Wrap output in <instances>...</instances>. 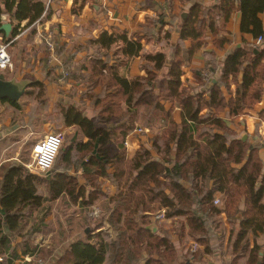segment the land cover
Segmentation results:
<instances>
[{
	"label": "trees",
	"instance_id": "trees-1",
	"mask_svg": "<svg viewBox=\"0 0 264 264\" xmlns=\"http://www.w3.org/2000/svg\"><path fill=\"white\" fill-rule=\"evenodd\" d=\"M0 3V27L4 13L18 23L28 20L25 29L46 13L44 5L35 0ZM235 12L240 13V32L262 42L244 41L222 64L208 60L214 79L207 82L202 77L204 71L195 70V86L185 87L182 68L186 57L192 59L206 47L211 35L217 38ZM165 16L160 15L157 23L147 19L144 30L130 37L104 32L90 43L94 54L89 52V59L68 76H59L72 79L85 91L79 106L63 110L65 126L75 127L78 138L61 148L50 171L54 173L47 182L50 201L46 209L51 210L60 196L64 211H86L101 201L107 204L104 217L94 227L90 225L82 238L74 239L70 227L73 215L67 221L64 218L63 229L56 236L57 244L62 243L61 253L54 254L48 264H212L206 256H217V252L214 264H264V245L259 243L264 238L261 146L241 140L230 127L264 98V0L194 5L169 54L159 51L144 56L145 74L127 79L122 70L129 59L143 56L145 44L160 42L169 24ZM167 37L165 33L164 39ZM213 43L218 50L230 44L225 36ZM208 55L215 58L214 52ZM37 86L43 89L40 83ZM176 105L180 107V124L173 118ZM35 111L38 113H32ZM139 124L149 131L142 136L151 133L154 124L161 127L150 139V146L142 145L129 159L125 142ZM81 167L84 185L77 175L69 174ZM35 179L22 164H14L0 182V200L6 209L0 215V257L5 264L9 256H17L20 247L24 254L33 253L30 236L40 229L33 213L43 209ZM106 181L117 189L113 197L104 190ZM217 197L222 199L221 207L214 204ZM159 211L165 212L163 220L172 222L171 231H164L159 222L155 223L159 230L152 229V218ZM29 219L32 223L25 231ZM223 220L231 227L225 247ZM46 226L44 234L55 231L53 222ZM105 227L115 231V238ZM170 232L180 241H174ZM186 237L201 248L193 251L191 244L180 256ZM18 239L12 247V240Z\"/></svg>",
	"mask_w": 264,
	"mask_h": 264
},
{
	"label": "crops",
	"instance_id": "crops-1",
	"mask_svg": "<svg viewBox=\"0 0 264 264\" xmlns=\"http://www.w3.org/2000/svg\"><path fill=\"white\" fill-rule=\"evenodd\" d=\"M4 0H0L3 2ZM20 1V0H18ZM41 2L46 13L41 20L37 21L32 28L25 29L28 20L18 23L12 20L8 14H2V24L12 23L13 31L9 38L4 33H0L4 39L10 42L9 53L12 57L13 66L10 70L3 72L7 81H14L16 83L30 84L27 88L26 94L21 100L16 103L19 108H16L15 103L7 99L0 100V182L4 180V176L10 166L14 164H22L29 173L35 176L33 183L37 187L38 194L41 196V208L33 213V219H37L40 229L33 232L30 236L31 243L34 246L30 247L31 254H24L22 247L17 249L16 257H8L6 264H43L47 263L55 255L61 253L62 243L57 244V233L63 229L64 217L68 213H76L79 208L74 210L64 211L62 204L63 198L60 196L54 202L51 210L47 211V205L50 201V195L47 187V182L51 180L52 172L41 174L36 170L27 168L31 162L24 161L22 158L21 146L22 142L25 145L30 143L28 150L31 154L32 143L43 138L48 133L55 131L67 132V135H72L71 139L78 138L75 127H66L63 117V110L69 108L71 102L75 106L81 103V93L85 91L80 85L76 84L72 79L59 78L60 75H69L77 70L82 61L86 58L89 59V52L91 49L90 43L100 38V36L107 32L109 35H121L127 33L130 37L131 34L142 32L143 26L147 23V19L154 20L155 23L161 18L160 15L164 13L166 23L162 34L160 35V42L158 44L144 45L142 52L143 56L132 57L126 68H123L122 74L127 78H136L143 76L144 70V56H152L156 52H163L162 49L169 54L171 47L176 46L180 35V19L182 15H188L189 10L196 4L208 5L216 0H35ZM0 6H3L0 3ZM8 16L6 19L5 17ZM264 20V16H263ZM224 21H219L218 26H223ZM17 29V30H16ZM17 31V32H16ZM34 31V32H32ZM165 33H168L167 39H164ZM51 34L53 41L58 46L61 58L57 56L55 59L48 57V49L46 47L44 38L46 35ZM222 36L230 42L223 50H218L213 41ZM79 37V40L74 43L78 47L74 49L71 39ZM211 38L206 47L202 48L196 53L192 59L186 57V64L182 68L183 77L182 81L185 87L195 86V78L193 71L206 70L208 60L210 62H221L232 54L235 49L243 46L244 41L249 44H254L256 41L250 35L242 34L240 32V13L235 12L229 22L221 29L218 36ZM167 42L166 45H163ZM144 44V42H143ZM163 45V46H162ZM166 46V47H165ZM190 43H186L189 47ZM165 47V48H164ZM162 50V51H161ZM41 51L43 53H41ZM186 52V51H185ZM214 52L215 58L210 59L209 53ZM17 53L19 56H16ZM44 53L46 55H44ZM57 53V52H56ZM22 56V57H21ZM63 56V57H62ZM19 59H33L32 63L25 65ZM40 83L42 88L37 86ZM235 89V86H232ZM40 90V91H39ZM100 90L97 89L96 93ZM73 93L75 95H73ZM70 102V104H68ZM67 104L68 106L64 105ZM85 105L88 103L85 100ZM38 107V108H37ZM167 108H171L167 105ZM37 110L38 113H32ZM173 118L177 124L181 123L180 107H174ZM158 125L157 129H153V133H149L145 138L144 136L130 135L127 137L129 142L128 158L132 159L136 151L142 146H150V139L156 131L160 130ZM230 127L237 132L240 137L243 135L248 136V140L261 146L260 154L264 160V98L261 103L257 104L252 111L247 112L233 123ZM65 128V129H64ZM57 133V132H55ZM74 136V137H73ZM149 139V140H148ZM72 141V140H71ZM84 143L88 140L84 138ZM32 142V143H31ZM31 156V155H30ZM82 167L75 172L74 169L69 171L71 176L76 177ZM104 189H107L110 197H113L117 189L112 186L108 181L104 184ZM1 197V196H0ZM39 207V208H40ZM95 207L91 209L94 212ZM45 209V210H44ZM28 208L23 210V215H26ZM96 212V210H95ZM6 213L0 200V215ZM25 226V231L30 227L32 219ZM48 222L54 223V232L44 234L43 230L47 229ZM229 224L223 220V228L227 229ZM66 228V226H65ZM6 233L9 229L5 228ZM24 231V230H23ZM230 235H226L224 243L228 242ZM177 242V241H176ZM19 243L18 240H12V247ZM259 243L264 245V238H260ZM59 245V246H57ZM30 246V245H29ZM184 246V247H183ZM182 243L180 252L187 253L189 245L186 246ZM253 246V240H252ZM218 256V252H217ZM215 256H206V259L215 263ZM0 264H5L0 257Z\"/></svg>",
	"mask_w": 264,
	"mask_h": 264
},
{
	"label": "built area",
	"instance_id": "built-area-1",
	"mask_svg": "<svg viewBox=\"0 0 264 264\" xmlns=\"http://www.w3.org/2000/svg\"><path fill=\"white\" fill-rule=\"evenodd\" d=\"M6 19L8 16L5 17ZM52 35L48 34L44 38L46 47L48 51L54 56L53 59H55L57 56L58 46L55 44V42L52 39ZM262 42V39L259 38L256 41V44H260ZM10 42L5 41L0 34V73H3L7 70H10L13 66L12 57L9 53V47ZM58 58V57H57ZM67 76V75H65ZM202 77L205 81L211 82L212 79H214V73L212 72L211 66H208L206 70H204ZM149 131L147 129H144L140 126H137L135 131L132 133V135L136 136H142L143 133H148ZM64 132H57V133H50L45 135L43 138L37 140L35 143H33L31 148V157L32 162L27 165L28 169L36 170L37 172L41 174L49 173L55 164V161L61 151V148L64 143ZM125 146L129 147V142L126 140ZM79 175H82V171L79 172ZM214 204L221 207L222 206V199L221 197H217L214 201ZM164 211H160L157 214H155L154 219L155 220H161L164 219ZM200 248L197 244H193V251H196Z\"/></svg>",
	"mask_w": 264,
	"mask_h": 264
},
{
	"label": "rangeland",
	"instance_id": "rangeland-1",
	"mask_svg": "<svg viewBox=\"0 0 264 264\" xmlns=\"http://www.w3.org/2000/svg\"><path fill=\"white\" fill-rule=\"evenodd\" d=\"M76 40L78 41L79 40V37H74L73 39H71V42H72V44H74L75 42H76ZM166 41H165V43L163 44V45H166ZM57 45V44H56ZM162 45V46H163ZM74 46V49H76L78 46L77 45H73ZM166 47V46H165ZM164 47V48H165ZM163 50V52L164 53H166L167 51H165V49H162ZM161 50V51H162ZM41 53H43L42 51H41ZM91 53L92 54H94L93 53V51H91ZM19 54H21V53H17L16 54V56H19ZM47 54H48V57L50 58V61H51V59L54 57L49 51L47 52ZM44 55H46L45 53H44ZM56 56H59V58H61V56H60V54H59V50L57 51V55ZM22 57V56H21ZM63 57V56H62ZM15 59H17V60H22V62H24L25 63V65H29L30 64V62L32 63L33 61V59H29V58H26V59H19V58H15ZM62 59V58H61ZM40 91V90H39ZM68 104H70V102L68 103ZM64 105L65 106H68L67 104H65L64 103ZM73 106H75V103L74 102H71V104H70V107H73ZM144 109H142L141 110V115L143 116V113H144ZM156 124V123H155ZM153 125V129L155 130V129H157L158 128V125ZM139 126H143V124L141 125V124H139ZM65 129V128H64ZM144 129H146V128H144ZM153 129H152V131L151 132H153ZM64 133H65V137H64V143H63V146H62V149H64L65 147H66V145L69 143V142H72L71 141V137H72V135L70 136V135H67V132L66 131H64V130H62ZM55 132H59V131H53V132H51V133H55ZM157 132V131H156ZM48 134H50V133H48ZM145 136L146 135H144V137H141V138H145ZM149 140V139H148ZM32 143V142H31ZM29 144L30 143H28V144H26L25 145V142H22L21 143V146L23 147V150H22V158H23V160L24 161H29V162H31L32 161V157L30 156L31 154H30V151L28 150V146H29ZM32 145H33V143H32ZM78 172V171H77ZM77 175V177L79 178V182H80V184H83L84 185V183H85V181H84V178H83V175H78V174H76ZM106 192L108 191L107 189H104ZM116 194H117V192H116ZM115 194V195H116ZM106 204H107V202L106 201H101L98 205H96V207L95 208H93L94 209V212H93V210L92 209H88V210H78V212H76V213H68L64 218H65V220L67 221V217H70V215L72 214L73 215V217L70 219V222H71V224H70V227L73 229V234H75V237H74V239H76V238H82V237H84V235H85V231L87 230V229H89L90 227V225H91V227H94V225H95V222L97 221V220H99V219H101L102 217H104L103 215H104V213H105V206H106ZM95 210H96V212H95ZM160 212V211H159ZM87 217V218H86ZM152 221H153V223H154V225L157 227V225L155 224V223H157V222H159V226L164 230V231H171L172 229H173V224H172V222L170 221V220H163V219H161L160 221H158V220H155L154 219V217L152 218ZM230 229H231V227L230 226H227V229H225L226 230V235L227 234H229V231H230ZM66 230L68 231L69 230V228L68 227H66ZM159 230V228L157 227V231ZM104 231H108L109 232V234H110V236L111 237H114L115 238V236H116V233H115V231H113L112 229H110L109 227H105L104 228ZM171 233V235H172V238H173V240L174 241H180V240H178V236L177 235H173L175 232H170ZM61 234V233H60ZM59 240H60V237H59ZM223 241H224V239H223ZM182 242L183 243H185V245L187 246V245H189V247H188V249L187 250H189L190 249V246H191V244H193L191 241H190V238L189 237H186L185 239H183L182 240ZM221 242V241H220ZM223 243V242H222ZM227 244H226V242L222 245V247H225ZM58 246V245H57ZM186 246H185V249H186ZM184 247V246H183ZM201 248V247H200ZM182 254V251L180 252V256H182L181 255ZM43 264H48V263H45V262H43Z\"/></svg>",
	"mask_w": 264,
	"mask_h": 264
},
{
	"label": "water",
	"instance_id": "water-1",
	"mask_svg": "<svg viewBox=\"0 0 264 264\" xmlns=\"http://www.w3.org/2000/svg\"><path fill=\"white\" fill-rule=\"evenodd\" d=\"M187 15H182L180 19V29L184 22L186 21ZM13 31L12 23H3L0 27V33H4L7 38L10 37ZM30 84L24 83H16L14 81H7L5 76L0 73V100L7 99L12 102L18 103L21 98L26 94L27 88ZM241 140L246 141L248 139L247 135H243L240 137ZM258 143H255L254 146H257ZM155 216V215H154ZM154 232L157 231V227L155 225L152 226ZM262 255V253H261Z\"/></svg>",
	"mask_w": 264,
	"mask_h": 264
}]
</instances>
